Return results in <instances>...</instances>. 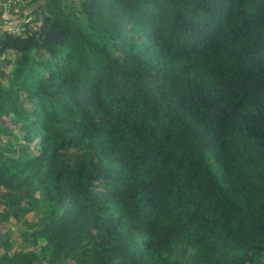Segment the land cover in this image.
<instances>
[{
    "label": "trees",
    "instance_id": "16d2710c",
    "mask_svg": "<svg viewBox=\"0 0 264 264\" xmlns=\"http://www.w3.org/2000/svg\"><path fill=\"white\" fill-rule=\"evenodd\" d=\"M1 6L0 264H264V0Z\"/></svg>",
    "mask_w": 264,
    "mask_h": 264
},
{
    "label": "rangeland",
    "instance_id": "374dc122",
    "mask_svg": "<svg viewBox=\"0 0 264 264\" xmlns=\"http://www.w3.org/2000/svg\"><path fill=\"white\" fill-rule=\"evenodd\" d=\"M71 4L75 3L78 0H70ZM6 8L3 6L2 8H0V21L2 26L4 27L8 21L6 19V15H5V10ZM18 9L16 10L15 8H13L12 12L13 14L11 15V17L14 19L15 22H17V28H15V32H18V28L21 27V25L23 24H31V21L34 20L35 15L31 16V14H29L28 17L25 18V20L23 21V19L20 18V15L18 14ZM32 27L34 29L37 28V26L35 27L34 25H32ZM14 32V33H15ZM7 74H8V67H6L4 64L0 63V75L1 78L6 79L7 80ZM5 84V83H4ZM11 116L6 115L4 117V119L6 120V126H8L9 128H13L15 127V125H13V122L10 120ZM34 153V152H33ZM37 216H29L28 218H22L20 220V222H16L15 220H8L6 221V223L0 227V254L3 253V249H2V244L1 242L8 239L10 241V243H12L13 246L18 247L19 249H27L31 246L30 242H28V237H27V231H30L29 228H32L31 225V221H36ZM66 264H74L72 262H67Z\"/></svg>",
    "mask_w": 264,
    "mask_h": 264
},
{
    "label": "crops",
    "instance_id": "0c3cea01",
    "mask_svg": "<svg viewBox=\"0 0 264 264\" xmlns=\"http://www.w3.org/2000/svg\"><path fill=\"white\" fill-rule=\"evenodd\" d=\"M4 1H5V0H0V8H2L1 5L4 3ZM6 19H7V17H6ZM0 27H3L2 24H1V21H0Z\"/></svg>",
    "mask_w": 264,
    "mask_h": 264
}]
</instances>
